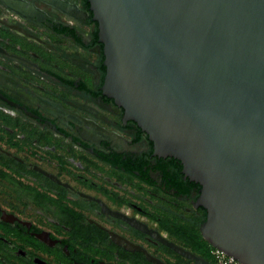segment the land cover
<instances>
[{
  "label": "flooded vegetation",
  "instance_id": "obj_1",
  "mask_svg": "<svg viewBox=\"0 0 264 264\" xmlns=\"http://www.w3.org/2000/svg\"><path fill=\"white\" fill-rule=\"evenodd\" d=\"M13 1L43 18L0 0V179L36 199L39 215L0 205V238L31 263L194 264L160 242L170 241L216 264L186 246L206 220L202 187L104 94L88 0Z\"/></svg>",
  "mask_w": 264,
  "mask_h": 264
},
{
  "label": "water",
  "instance_id": "obj_2",
  "mask_svg": "<svg viewBox=\"0 0 264 264\" xmlns=\"http://www.w3.org/2000/svg\"><path fill=\"white\" fill-rule=\"evenodd\" d=\"M88 2L104 45V94L148 134L157 156L181 162L202 187L203 239L241 264H264V0Z\"/></svg>",
  "mask_w": 264,
  "mask_h": 264
},
{
  "label": "rangeland",
  "instance_id": "obj_3",
  "mask_svg": "<svg viewBox=\"0 0 264 264\" xmlns=\"http://www.w3.org/2000/svg\"><path fill=\"white\" fill-rule=\"evenodd\" d=\"M22 182L26 185L34 184L31 181ZM22 188L6 179H0V205L9 214L19 215L25 221L38 224V205L36 199L23 194ZM10 240L0 238V261L4 264H48L46 261L27 262L15 248L9 244ZM170 259L173 258L170 257Z\"/></svg>",
  "mask_w": 264,
  "mask_h": 264
},
{
  "label": "trees",
  "instance_id": "obj_4",
  "mask_svg": "<svg viewBox=\"0 0 264 264\" xmlns=\"http://www.w3.org/2000/svg\"><path fill=\"white\" fill-rule=\"evenodd\" d=\"M87 3V2H86ZM88 5V3H87ZM190 236L192 241H186L188 242L186 244L187 247H192L194 251H196L199 254H203L206 259L213 258L210 255V250L212 249V246H210L202 237L200 231H199V225H192L190 228ZM0 264H4L0 261Z\"/></svg>",
  "mask_w": 264,
  "mask_h": 264
},
{
  "label": "built area",
  "instance_id": "obj_5",
  "mask_svg": "<svg viewBox=\"0 0 264 264\" xmlns=\"http://www.w3.org/2000/svg\"><path fill=\"white\" fill-rule=\"evenodd\" d=\"M210 254L216 264H241L236 259L214 247L210 250Z\"/></svg>",
  "mask_w": 264,
  "mask_h": 264
}]
</instances>
